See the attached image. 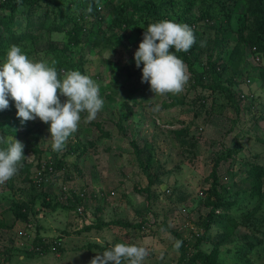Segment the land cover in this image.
<instances>
[{
    "label": "rangeland",
    "instance_id": "obj_1",
    "mask_svg": "<svg viewBox=\"0 0 264 264\" xmlns=\"http://www.w3.org/2000/svg\"><path fill=\"white\" fill-rule=\"evenodd\" d=\"M148 1L160 7L155 17L141 14L126 27L111 25L113 6L122 3L133 16V8ZM55 2L32 11L20 7L11 21L0 9V65L11 45L20 46L34 61H56L61 75H89L104 106L91 122L81 113L78 130L60 152L52 150L48 123L38 117L21 123L16 112L0 110V136L19 140L26 157L20 163L30 164L0 185V264H89L110 247L109 240L145 246L150 254L143 264H177V238L185 240L189 256L194 239L204 233L212 168L223 204L215 214L234 217L237 226L226 235L225 222H209L199 248L209 251L224 236L215 264H264V175L260 200L250 194L248 175L253 164L264 170V61L252 60L253 44L246 39L254 30L249 0H211L214 12L206 21L198 18L200 0L180 19L187 0H174L173 6L168 0H64L61 8ZM89 7L96 17L84 13ZM66 16L80 25L77 34L69 32ZM165 19L188 24L196 40L189 51L176 53L190 73L184 92L158 96L142 81L143 63L137 67L134 54L147 26ZM214 64L222 66L217 77L210 71ZM9 103L15 106L10 97ZM147 153L158 176L145 192L138 158ZM54 157L61 168L43 171L38 183L37 170ZM35 183L41 190L33 196ZM31 197L21 220L14 202ZM54 237L60 247L48 245L39 253L36 241Z\"/></svg>",
    "mask_w": 264,
    "mask_h": 264
},
{
    "label": "clouds",
    "instance_id": "obj_2",
    "mask_svg": "<svg viewBox=\"0 0 264 264\" xmlns=\"http://www.w3.org/2000/svg\"><path fill=\"white\" fill-rule=\"evenodd\" d=\"M91 7L88 11L91 12ZM194 30L186 23L161 20L150 23L134 54L137 67L142 68V81L150 84L158 96L184 92L190 73L176 53L187 52L195 43ZM201 41V46L205 45ZM174 49V51H173ZM56 61L32 60L20 46L11 45L0 65V110L9 107V97L15 102L21 123L39 118L50 125L52 150L63 151L68 138L78 130L81 113L85 122L93 121L104 101L99 85L79 70H67L61 75ZM66 97L61 102L60 96ZM154 111H159L157 105ZM24 145L15 137L0 136V185L11 180L18 165L26 157ZM108 247L97 253L89 264H143L149 250L138 244L108 241ZM182 241H177L179 249Z\"/></svg>",
    "mask_w": 264,
    "mask_h": 264
},
{
    "label": "trees",
    "instance_id": "obj_3",
    "mask_svg": "<svg viewBox=\"0 0 264 264\" xmlns=\"http://www.w3.org/2000/svg\"><path fill=\"white\" fill-rule=\"evenodd\" d=\"M48 1L50 0H4V1H0V9H2L5 13H7V15L9 16L10 21L12 20V14L14 12H18L20 7L26 9V10H34V8L36 6H41V5H46L48 4ZM195 0H187V2L184 4L181 12L178 13L177 18L180 19L182 15L186 14L187 11H189V9L193 6ZM200 5L198 6V10H199V16L198 18H200L201 20H208L212 17L213 12H214V8L211 4V0H200ZM56 5L61 8V4H64V0H56ZM174 4V0H168V5L169 6H173ZM159 6H155L153 2L148 1V4H145L144 6H142L141 8H133V16H127L124 7L122 6V3L115 5L112 7V21H111V25L112 26H116V27H126L128 24H130V22L134 21L137 17H139L141 14H146L147 16H152L155 17V15H158L159 13ZM86 11H84V13L89 14L90 16H97V11H91L89 12L87 9H85ZM248 12L249 14L254 18V30H253V35L248 34L246 36V39L251 41L253 44L252 47L253 49H251V54H252V60H254V56H258L259 60L255 61L256 63L259 62L261 60V58L264 61V0H249V5H248ZM83 12L81 14H84ZM62 14V13H61ZM66 18L70 21H72L71 24V28L69 29V32L77 34L79 32V28L80 25L78 24V22L75 21V19H72L69 16H66ZM2 19V18H0ZM32 25V24H31ZM27 34L24 32L23 36H26ZM30 37V36H28ZM251 47V48H252ZM187 63L190 65L191 62L189 60H187ZM214 67H211V72L212 74L217 77L222 69V66H216L215 64L213 65ZM216 67V68H215ZM248 78V77H246ZM249 79V78H248ZM231 81V82H230ZM201 82V80H200ZM230 84L233 83V80L229 79ZM225 96L228 99H231V93L225 89L224 91ZM2 112H17V109L15 108V106H13L11 103H9V107L7 109L1 110ZM0 131H2L1 127H0ZM12 135H15V133H12ZM133 143V142H131ZM133 150H137V146L132 144L131 145ZM68 147V151L71 152L70 148ZM32 151H35L34 148H32ZM230 152V151H229ZM23 153H24V149H23ZM151 154L147 153L145 155V159L144 160H140V158H138L139 161V165L141 167L142 170V174L145 176L146 179V188H144L145 192L148 190L149 186L153 183L154 181V177H157L158 174H156L155 172H151L150 171V162L152 160L151 158ZM36 166L39 168L42 165L40 164V159H39V154L36 155ZM39 159V160H38ZM218 160V159H217ZM216 163V162H215ZM41 165V166H40ZM61 161L54 157L52 160H45L43 167L41 169H39L38 171L40 172V174L38 175V183L40 182V175L43 173V171L45 172H49L51 169L54 168H61ZM216 164H214L215 166ZM30 167V164L28 163H20L19 166V170H23V171H27ZM248 175L250 176V181H251V189H250V194L253 197H257L259 200L261 199L262 195L260 192V188H261V183H262V176L264 175V170L256 165L253 164L251 165V170H249ZM36 184V183H35ZM33 184L32 188L30 189V191H32L33 196L36 195L37 191H40L41 188L38 187V190L36 191V186H41V184ZM216 185H217V178L215 176V172H214V168L211 169V182H210V187H208L207 189V194L205 196V199L203 200V202L207 205H210L209 210L206 212L205 214V219L202 220L201 224L203 227V231L204 233L194 239L193 243H192V247L195 249L193 253H191L189 256H185V248H187L185 246V240L181 239L180 237H178L177 239L179 241H182V245L179 247L180 250V254L177 258V264L180 262H183V264H194L195 261H198L199 264H215V260L217 259V253L218 250L216 249V245L219 242H222L223 240H226L225 237H220L218 239V241H215L213 247L209 250V251H203L199 248V244L203 239H207V236H205V230L208 227V223L211 221H215L218 223L219 222H225L226 225L225 227L229 228V230L227 231L226 235L230 234L233 231V228H235L237 226L236 220L234 217L228 215V214H224V213H216V209L220 206H222V202L220 199V195L219 193L216 191ZM149 194V193H148ZM9 198V196H8ZM33 197H31L30 200H22L21 202H19L18 204H15L13 206L17 207V210L15 211V216L20 217L21 220H25L26 216L24 215V211L27 210L28 205H27V201L29 202H33L34 200L32 199ZM216 198V199H215ZM46 206H49V203L46 201L45 202ZM122 225H127L126 223H123ZM139 224H135L133 227H138ZM59 237H54L51 240H37L35 245L37 244V246H39L38 252L41 253L45 252L46 249H49L50 247L48 245H51L53 248L52 249H58L60 247V241H59ZM59 243V244H58ZM98 250H101L102 248H100L99 246L95 247Z\"/></svg>",
    "mask_w": 264,
    "mask_h": 264
},
{
    "label": "built area",
    "instance_id": "obj_4",
    "mask_svg": "<svg viewBox=\"0 0 264 264\" xmlns=\"http://www.w3.org/2000/svg\"><path fill=\"white\" fill-rule=\"evenodd\" d=\"M252 49H253V47H252ZM253 58H254L255 61H258V60H259V57H258V56H254ZM244 81H245V82H248L249 79H248V78H245ZM236 95H237V97H238L239 99L241 98V101L246 100V95H245L243 92H241V91H237ZM39 174H40V172L37 170V172H36V176H38ZM39 177H40V176H39ZM37 179H38V178H37Z\"/></svg>",
    "mask_w": 264,
    "mask_h": 264
}]
</instances>
